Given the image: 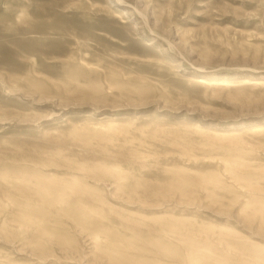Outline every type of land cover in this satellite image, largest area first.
Masks as SVG:
<instances>
[{"label": "rangeland", "instance_id": "1", "mask_svg": "<svg viewBox=\"0 0 264 264\" xmlns=\"http://www.w3.org/2000/svg\"><path fill=\"white\" fill-rule=\"evenodd\" d=\"M124 263L264 264V0H0V264Z\"/></svg>", "mask_w": 264, "mask_h": 264}, {"label": "bare ground", "instance_id": "2", "mask_svg": "<svg viewBox=\"0 0 264 264\" xmlns=\"http://www.w3.org/2000/svg\"><path fill=\"white\" fill-rule=\"evenodd\" d=\"M199 81H200V80H199ZM206 81H207V80H206ZM201 82H204V81L202 80ZM199 83H200V82H199ZM212 83H213V82H212ZM212 83H211V84H212ZM256 83H257V82H256ZM226 84H227V83H226ZM132 263H133V262H132ZM134 263H135V262H134ZM124 264H125V263H124Z\"/></svg>", "mask_w": 264, "mask_h": 264}]
</instances>
